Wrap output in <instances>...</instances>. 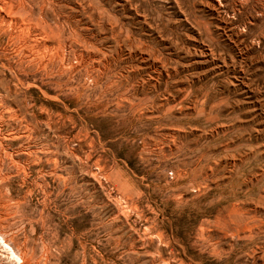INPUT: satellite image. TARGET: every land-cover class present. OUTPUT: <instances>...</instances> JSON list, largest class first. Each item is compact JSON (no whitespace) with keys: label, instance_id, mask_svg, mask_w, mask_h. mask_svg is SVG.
Segmentation results:
<instances>
[{"label":"rangeland","instance_id":"obj_1","mask_svg":"<svg viewBox=\"0 0 264 264\" xmlns=\"http://www.w3.org/2000/svg\"><path fill=\"white\" fill-rule=\"evenodd\" d=\"M0 264H264V0H0Z\"/></svg>","mask_w":264,"mask_h":264}]
</instances>
